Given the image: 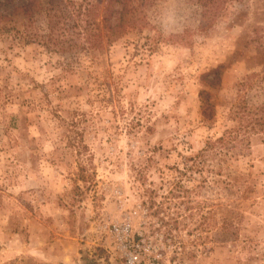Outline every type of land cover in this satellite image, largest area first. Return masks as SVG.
Segmentation results:
<instances>
[{"label": "rangeland", "instance_id": "obj_1", "mask_svg": "<svg viewBox=\"0 0 264 264\" xmlns=\"http://www.w3.org/2000/svg\"><path fill=\"white\" fill-rule=\"evenodd\" d=\"M47 2L0 0V264H123V222L143 264H264V0H130L79 51Z\"/></svg>", "mask_w": 264, "mask_h": 264}, {"label": "trees", "instance_id": "obj_2", "mask_svg": "<svg viewBox=\"0 0 264 264\" xmlns=\"http://www.w3.org/2000/svg\"><path fill=\"white\" fill-rule=\"evenodd\" d=\"M99 3L93 0H48L44 6L46 29L40 39L58 51L109 48L129 26L131 2L104 0L102 14ZM225 134L219 138L221 143H226L233 131L228 130Z\"/></svg>", "mask_w": 264, "mask_h": 264}, {"label": "built area", "instance_id": "obj_3", "mask_svg": "<svg viewBox=\"0 0 264 264\" xmlns=\"http://www.w3.org/2000/svg\"><path fill=\"white\" fill-rule=\"evenodd\" d=\"M112 234L114 239L119 242L125 250V258L123 264H143L144 262H153L140 255V243H136L133 238L132 225L129 222L113 224ZM129 249L130 251H127ZM154 264V263H152Z\"/></svg>", "mask_w": 264, "mask_h": 264}, {"label": "clouds", "instance_id": "obj_4", "mask_svg": "<svg viewBox=\"0 0 264 264\" xmlns=\"http://www.w3.org/2000/svg\"><path fill=\"white\" fill-rule=\"evenodd\" d=\"M176 2L178 3V2H179V0H176Z\"/></svg>", "mask_w": 264, "mask_h": 264}]
</instances>
